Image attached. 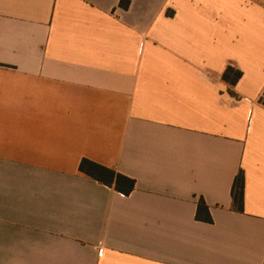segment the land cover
<instances>
[{"label":"crops","instance_id":"crops-1","mask_svg":"<svg viewBox=\"0 0 264 264\" xmlns=\"http://www.w3.org/2000/svg\"><path fill=\"white\" fill-rule=\"evenodd\" d=\"M121 1L0 0V264H264V0Z\"/></svg>","mask_w":264,"mask_h":264},{"label":"trees","instance_id":"trees-1","mask_svg":"<svg viewBox=\"0 0 264 264\" xmlns=\"http://www.w3.org/2000/svg\"><path fill=\"white\" fill-rule=\"evenodd\" d=\"M121 7L128 8L129 2L125 0L121 1ZM242 75L243 73L240 70L232 66L227 67L223 73L222 80L226 85L229 86L230 93H233L230 89L237 85V83L242 78ZM79 169L86 176L98 181L103 185L114 188L116 191L124 195H130L136 187V182L134 179L125 176L114 169L97 164L88 159H83L81 161ZM232 199L234 208L239 212H243L245 202L244 171H240L234 181L232 188ZM196 217L199 221L206 223L213 222L209 207L203 199H201L198 203Z\"/></svg>","mask_w":264,"mask_h":264}]
</instances>
